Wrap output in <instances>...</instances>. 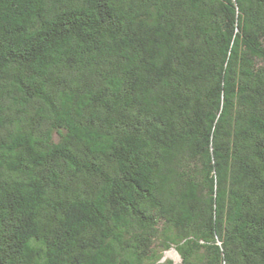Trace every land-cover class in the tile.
Returning <instances> with one entry per match:
<instances>
[{
  "label": "trees",
  "instance_id": "16d2710c",
  "mask_svg": "<svg viewBox=\"0 0 264 264\" xmlns=\"http://www.w3.org/2000/svg\"><path fill=\"white\" fill-rule=\"evenodd\" d=\"M264 264V0H0V264Z\"/></svg>",
  "mask_w": 264,
  "mask_h": 264
},
{
  "label": "rangeland",
  "instance_id": "374dc122",
  "mask_svg": "<svg viewBox=\"0 0 264 264\" xmlns=\"http://www.w3.org/2000/svg\"><path fill=\"white\" fill-rule=\"evenodd\" d=\"M165 256L172 259L176 264L180 261L179 255L174 250L167 251Z\"/></svg>",
  "mask_w": 264,
  "mask_h": 264
}]
</instances>
